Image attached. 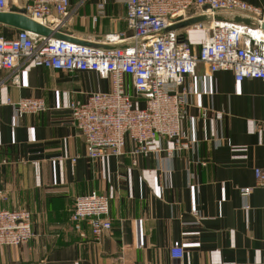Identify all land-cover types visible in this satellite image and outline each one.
Returning a JSON list of instances; mask_svg holds the SVG:
<instances>
[{"label":"crops","instance_id":"0c3cea01","mask_svg":"<svg viewBox=\"0 0 264 264\" xmlns=\"http://www.w3.org/2000/svg\"><path fill=\"white\" fill-rule=\"evenodd\" d=\"M14 1L18 8L26 3ZM69 1L66 13L52 11L46 22L60 34L92 45L110 32L132 34L124 0ZM242 1L264 9V0ZM188 12L178 27L187 29L184 37L198 50L203 31L189 25H207L209 17L203 9ZM216 17L251 23L238 12ZM16 30L0 22V35L13 37ZM14 72L0 70V189L6 192L0 208L28 209L33 235L0 247V264H169L168 248L176 240L183 245V264H264L262 189L253 188L247 209L238 195L239 186L254 185V167L264 169V82L235 81L228 70L205 75L199 64L184 78L193 91L186 106L192 119L181 121L183 134L194 140L190 148L169 157L165 149L173 142L159 137L133 165L128 138L122 155L87 157L66 107L94 91H109L110 79L29 64L19 69L20 85H14ZM125 77L134 94L131 77ZM31 96L45 108L15 117L7 100ZM92 190L109 196L112 226L99 240L86 222L81 237L69 220L74 198Z\"/></svg>","mask_w":264,"mask_h":264},{"label":"built area","instance_id":"2783aa9c","mask_svg":"<svg viewBox=\"0 0 264 264\" xmlns=\"http://www.w3.org/2000/svg\"><path fill=\"white\" fill-rule=\"evenodd\" d=\"M124 1L130 36L110 32L99 44L92 45L17 29L13 37L0 35V70L15 69L9 76L14 85H20L19 69L29 64L60 71H95L110 79L109 91H94L85 100L69 101L66 107L86 142L87 157L95 160L122 155L128 138L134 142L130 154L135 165L136 155L147 154L152 141L159 137L173 142L165 149L169 157L175 150L190 148L194 140L183 134L181 121L192 119L186 115V106L193 91L190 84L184 85V78L193 75L199 64L205 75L228 70L235 81L253 77L264 82V28L260 25L264 9L242 0ZM14 2L0 0V12L8 11ZM69 5V0H26L22 8L26 16L45 25L52 11L64 14ZM191 9H203L209 17L207 25H189L203 31L198 50L184 37L185 27H172L185 21ZM218 12H238L251 23L217 18ZM124 42V46L119 45ZM125 75L131 77L134 94L127 90ZM7 102L15 117L45 108L41 98L32 96ZM259 128L264 132V109ZM253 178L254 185L238 188L244 209L249 208L247 197L255 186L262 189L264 200V169L255 166ZM5 193L0 189V200ZM73 205L69 220L79 236L85 235L84 222L96 240L111 229L109 196L105 192L92 190L76 196ZM30 217L26 208H0V247L29 241L33 235ZM168 250L169 264H183L184 250L179 240L173 241Z\"/></svg>","mask_w":264,"mask_h":264},{"label":"water","instance_id":"95a60500","mask_svg":"<svg viewBox=\"0 0 264 264\" xmlns=\"http://www.w3.org/2000/svg\"><path fill=\"white\" fill-rule=\"evenodd\" d=\"M0 22L14 26L17 29H23L27 31L34 32L40 36L43 37H56V38H63L67 40H71L74 42H80L84 43L83 41L80 40H73L66 36L65 34H60L58 31L55 29H52L48 25H44L35 19L31 18L30 16L25 15V11L23 8H18L14 5L11 6V8L8 11H2L0 12ZM185 21H183L181 24H184ZM262 28H264V14L262 17V23L260 24ZM178 25H172V27H177Z\"/></svg>","mask_w":264,"mask_h":264},{"label":"rangeland","instance_id":"374dc122","mask_svg":"<svg viewBox=\"0 0 264 264\" xmlns=\"http://www.w3.org/2000/svg\"><path fill=\"white\" fill-rule=\"evenodd\" d=\"M5 208V207H4Z\"/></svg>","mask_w":264,"mask_h":264}]
</instances>
